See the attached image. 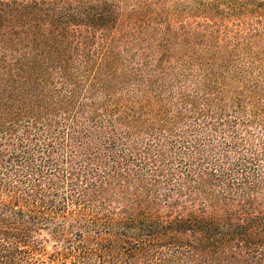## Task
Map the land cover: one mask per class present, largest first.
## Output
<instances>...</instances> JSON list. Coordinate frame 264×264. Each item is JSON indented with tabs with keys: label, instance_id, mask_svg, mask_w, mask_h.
<instances>
[{
	"label": "trees",
	"instance_id": "1",
	"mask_svg": "<svg viewBox=\"0 0 264 264\" xmlns=\"http://www.w3.org/2000/svg\"><path fill=\"white\" fill-rule=\"evenodd\" d=\"M255 26L264 0H0V264H264Z\"/></svg>",
	"mask_w": 264,
	"mask_h": 264
},
{
	"label": "rangeland",
	"instance_id": "2",
	"mask_svg": "<svg viewBox=\"0 0 264 264\" xmlns=\"http://www.w3.org/2000/svg\"><path fill=\"white\" fill-rule=\"evenodd\" d=\"M206 1H209V0H206ZM254 28H259V29H258V32L261 33V34H264V28H263L262 26H258V27L255 26ZM234 30L237 31V29H233V31H234ZM244 30H245V31H251V29H250V30H248V29H244ZM239 55H241L240 58H244L245 63H249V61L246 59V57H247L246 53L240 52ZM240 63H242V62H240ZM260 64H261V66L263 67L262 70H263V72H264V58H263V60L261 61Z\"/></svg>",
	"mask_w": 264,
	"mask_h": 264
}]
</instances>
